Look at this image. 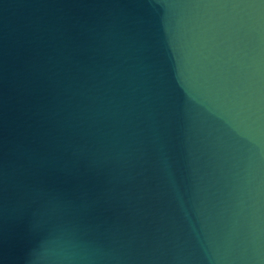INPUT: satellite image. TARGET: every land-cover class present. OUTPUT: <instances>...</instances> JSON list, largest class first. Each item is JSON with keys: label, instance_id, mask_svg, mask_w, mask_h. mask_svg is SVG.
<instances>
[{"label": "water", "instance_id": "1", "mask_svg": "<svg viewBox=\"0 0 264 264\" xmlns=\"http://www.w3.org/2000/svg\"><path fill=\"white\" fill-rule=\"evenodd\" d=\"M0 264H264V0H0Z\"/></svg>", "mask_w": 264, "mask_h": 264}]
</instances>
